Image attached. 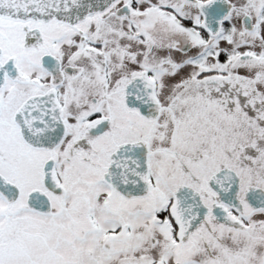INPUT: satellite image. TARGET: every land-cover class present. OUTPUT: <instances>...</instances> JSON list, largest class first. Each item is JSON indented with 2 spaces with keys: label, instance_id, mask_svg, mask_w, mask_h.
<instances>
[{
  "label": "snow or ice",
  "instance_id": "obj_1",
  "mask_svg": "<svg viewBox=\"0 0 264 264\" xmlns=\"http://www.w3.org/2000/svg\"><path fill=\"white\" fill-rule=\"evenodd\" d=\"M0 264H264V0H0Z\"/></svg>",
  "mask_w": 264,
  "mask_h": 264
}]
</instances>
